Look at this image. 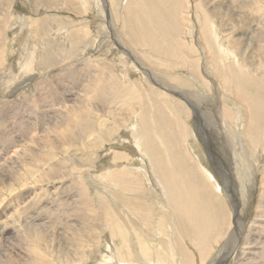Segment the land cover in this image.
<instances>
[{
    "label": "rangeland",
    "instance_id": "374dc122",
    "mask_svg": "<svg viewBox=\"0 0 264 264\" xmlns=\"http://www.w3.org/2000/svg\"><path fill=\"white\" fill-rule=\"evenodd\" d=\"M211 13L214 14L212 20L205 23L203 20L205 17L208 20V15L210 16ZM263 13L264 0H0V21L3 23V25L0 24V128L11 130V135L17 140V144L20 143L15 146L16 148L9 146L7 149L5 148L7 143L1 142L0 156L3 158L0 164L3 161L5 163L15 161L17 164L24 158H29V155L19 157L17 153H20L22 146L24 148L28 145L32 146L31 136L40 139L44 132L49 136H53V132H64L66 126L55 131L47 129L45 123L53 124L58 120H66L67 114H77L75 109L80 107L84 112H91L109 124L112 133V136H109L113 146H110L107 140L102 143L101 148L94 147L95 152H90L94 155L93 164L73 168L71 173L65 175L68 178L64 182L57 180L58 185L70 182V179L81 180L86 184L84 188L93 200L92 208L95 211L98 210L97 206H100L101 202L116 213V209L120 210L121 207L128 206L131 199L144 200V202L146 200L155 213L152 216L155 222L161 209L174 212V207L167 199L164 189L160 188L152 177L149 154L154 155V151L151 144L149 153L143 146V140L139 142L137 140L140 129L137 125L140 119L137 116L148 114V112L153 113L154 104L155 110L159 108L163 111L162 117L166 115L169 119L173 117L175 122L177 118L182 120L180 125L178 122L174 123V128L177 125L182 127V131L176 130V136L182 143L178 144L179 148L182 145L186 157L198 169V175L203 180L207 177L206 181L209 182L204 180L208 186L205 185L206 190L199 191L200 195L195 197L193 202L206 203L208 212H213L216 216V212L219 214L220 206H222L221 212L225 217L224 222L219 220L217 224L207 220L201 223L203 230L209 227L214 228L208 231L207 239L186 228L177 234V239H172L170 235H175L176 226L179 227L174 220L173 225L169 226V232L163 233L169 235L170 242L167 245L170 248H176L177 254L180 247L181 255L177 256L172 264H186V257L183 256L184 247L192 264H264V244H262L264 243V216L258 217L260 215L256 216L255 213V211L264 210V206L259 209L257 206L259 200L264 205V181L261 179L264 174V146L261 145L264 141V126L260 127L262 132L255 135L253 134L255 132L250 134L243 129L247 116V107L244 104L246 100H249L248 103L257 105L262 103L264 110ZM43 19L45 23L41 21ZM214 28V34L217 36L210 34ZM236 37L241 38V46L244 41V43L248 42L251 48L237 49L232 44ZM239 49L243 51L241 54ZM222 53L224 57H227L224 58ZM40 60L42 66H39ZM239 74L242 78H239ZM101 84L105 86V93ZM115 84L117 87L114 86ZM95 90H101L100 94L103 91L102 98L96 97L95 94L98 91ZM60 100L63 102L55 103ZM81 102L84 104H80ZM136 107H138L137 110ZM225 110L228 111L225 112ZM111 112L124 117L125 121L119 123H125V125H118L119 128H115L113 126L115 118L105 115ZM42 113L46 114L41 115ZM229 113L232 119L222 127L216 121L219 117L215 114ZM33 114H38L39 119H36ZM127 114L130 115L126 117ZM173 114L177 118L172 116ZM180 114H183V118L179 116ZM198 114L202 115L201 119ZM205 114H208L210 120L204 116ZM211 114L215 115L216 119ZM5 115L7 117L13 115V117L8 119ZM221 117L224 118L223 115ZM76 118L77 116L73 117L75 121ZM18 119L21 123L24 119V121H31L30 125L27 124L30 129L24 137L15 131L18 124H21ZM43 123L45 126H42ZM85 123L89 126L87 122ZM225 127L235 131L236 140L242 143L241 146L249 160L247 163L251 175L248 179L240 162L237 159H229L227 150L224 147L220 149L217 145V142L223 143L220 137L226 136ZM97 130L94 135L97 134ZM156 130L158 132L160 128L156 127ZM74 131L78 132L82 140L88 141L85 137L86 133L82 134L81 126L78 131ZM149 131L152 135L153 126ZM131 132L133 135L129 134L128 140L127 133ZM134 133L137 135L136 138ZM130 140L131 143L135 141L137 143L131 144ZM224 140L227 144L228 138ZM79 143L82 141L80 140ZM75 147L73 149L77 150ZM40 149L44 150V148ZM50 149L52 152V148ZM112 149L118 152L124 151L125 158L113 159V156L108 155ZM208 150L210 154L207 153ZM211 151L214 152L213 158L220 157L217 162L221 164V173L217 171L216 173L212 167L215 160L213 161L210 156ZM39 152L45 154V152ZM163 152H166L165 149ZM57 153L61 155L64 152ZM176 154L179 161L186 162L182 153L176 151ZM60 159L68 161L63 155ZM66 163L69 169L73 167L70 160ZM117 167L135 168V173L132 172L136 174V177L145 176L144 184L139 182L137 185L143 189V193L137 194L139 189L126 191L125 200H122L124 203L118 204L119 206L111 192H123L113 187L105 174V171ZM142 168L144 171H141ZM206 170L212 171L210 177L206 175ZM18 172L24 171L19 168ZM129 175L128 183L134 184L131 180L133 174ZM172 179L179 181L178 178ZM20 185L21 183H17L14 187L21 188ZM56 185L54 183L46 188L42 185L33 188L32 184L31 188L34 191L40 189L39 192H44ZM234 192L237 194L236 200ZM2 193L0 197L9 196L7 191ZM113 204L115 207H112ZM197 211L199 214H204L202 208H197ZM235 215H239V221L245 224L241 233H244L245 226L250 225L253 219H260L259 225L254 226L253 230V233H259L260 237L253 243L248 241L244 244L245 251L236 250L239 249L238 246L232 251L231 247L228 248L233 245L229 242L232 239L229 237L231 231L239 232L238 227H235L233 218ZM151 228L156 234L149 239L158 243L160 234L156 231L157 227ZM107 229L104 230L105 234L103 233L98 246L91 249V255L87 254V260H82L80 257L78 260L81 261H78V264H95L99 259H101L99 262L104 260L103 262L106 263L112 258L113 261H119L118 249L122 247V241L120 238H113L111 241L109 236L107 239ZM134 238L136 237L132 240L135 241ZM261 240L262 243L258 244ZM11 241L15 242L14 239ZM129 243L134 247L132 252L139 251L134 242ZM227 243L228 245H225ZM0 247L1 252L3 251L1 244ZM157 248H160L159 245ZM201 249H203L202 255H205L203 257L199 251ZM252 251L253 253L250 254ZM154 252L157 253V251ZM213 257L216 261H213ZM145 259L126 263L148 264L150 261L149 263L155 264H171V262L149 257Z\"/></svg>",
    "mask_w": 264,
    "mask_h": 264
},
{
    "label": "bare ground",
    "instance_id": "6f19581e",
    "mask_svg": "<svg viewBox=\"0 0 264 264\" xmlns=\"http://www.w3.org/2000/svg\"><path fill=\"white\" fill-rule=\"evenodd\" d=\"M103 5H104V2H103ZM213 15L211 13L210 16L208 15V20L205 17V19L203 21L205 23H206V21H211ZM44 19H46V18H44ZM44 19L41 21L44 22ZM0 24L3 25V23H1V21H0ZM223 29H225V28H223ZM203 30H204V28H203ZM207 30H209V29H207ZM211 31H210L211 32L210 34L215 35L214 34L215 28ZM205 32H207V31H205ZM202 34L204 35V32ZM207 34H208V32H207ZM215 36H217V35H215ZM207 37H209V36H207ZM233 38H235V37H233ZM208 40H210V38ZM215 42L219 43L217 41H215ZM242 43H243V46H241V38H237V37L234 41H232V44L237 49L238 48L243 49L244 47L251 48V46L248 42L244 43V41H242ZM218 46L219 45H217V47ZM49 49H50V46H49ZM240 49H239V53L241 54L243 51L241 52ZM207 50H209V49H207ZM44 51H45V48H44ZM223 51H225V50H223ZM225 52H227V51H225ZM44 53H46V51ZM44 53H42V54H44ZM208 55H210V54H208ZM222 55H223V53H222ZM223 57H224V55H223ZM226 57H224V58H226ZM229 58L230 57H228V59ZM32 60L34 61L33 58H32ZM210 60H211V58H210ZM189 61H190V59H189ZM191 61H193L192 58H191ZM39 63H40L39 66H42L41 60ZM22 65H24V64H22ZM32 65H33V63H32ZM229 66H230V68H232L231 65H229ZM225 70H226V68H225ZM32 72H33V70H32ZM242 73L243 72H241V74ZM223 76H224V74H223ZM243 76H245V75L243 74ZM239 78H242L241 75ZM100 83H103V82H100ZM108 86H106V88ZM114 86H116V84ZM258 86L260 87V85H258ZM101 87H103L102 84H101ZM101 87H99V89H101ZM104 87H103V90H104ZM116 90H118V89L116 88ZM95 91H98V90H95ZM100 91L101 90H99L95 94L97 98H99V97L102 98V96H103V95H101L103 91L101 92V94L99 93ZM113 92H115V91H113ZM104 93H105V90H104ZM113 94H110V95H113ZM106 100H107V98H106ZM129 101H131V100H129ZM57 102L61 103L63 101L62 100L55 101L56 104H57ZM151 102H153V100H151ZM248 102H249V100L248 101L246 100V102L244 103V104H246V107H247V116H246V123L243 126V129L246 130V132L250 133V134L255 132V133H253L255 135L259 132H262L260 127L264 126V110H263V107L261 106L262 103H259L260 105H257V104H252V103H248ZM80 104H84V102H81ZM153 107H154L153 113L148 112V114H145V113L142 114V111H140V114H142V116H139V114L137 116L140 119L139 124L137 123L138 127L140 128L138 130V134H137L138 139L137 140H138V142L143 140V146L147 148L149 153H150L149 145L151 144L153 151H154V155L151 153L149 154V163L152 167V169H151L152 177L154 180H156L155 183L160 188L162 187L164 189L166 196H167V199L171 203L172 207H174V212H172V210L167 211L166 209H161V212H160L161 214L160 213L158 214V218L154 222L153 221L154 217L152 218V216L155 213L149 207L147 201L146 200H145V202H144V200L137 201L134 199L129 200L128 206L126 205L125 207H121L120 210L116 209V213H114L110 209H108V207L102 202L100 203V206H97L98 210L95 211L92 208V206L94 205L93 200L91 199V197L88 195L87 191L84 188L86 184L83 183L81 180L77 181L74 179H70V182H67L63 185H60V184L58 185L59 181H57V180H61V182H64L66 180V178H68L65 175L67 173H69L73 168H77L79 166H82V167L85 166L86 167V166L93 164L94 155L90 152L94 151V149H93L94 147L101 148L102 143L106 142L107 140H108L107 142L110 144V146H113V143H111V141H112L111 137L109 136V135L112 136V133L110 132L109 124L106 121H104L102 118L100 119L99 117H96L95 114H91V112H87V111L84 112L79 107L78 109H75V112L77 114H67L66 118H65L66 120H64V119L61 121L58 120V122L56 121L57 123H53V124L45 123L47 126V129L55 130V131H57V129H62L61 127L66 126L64 129V132H61V133L53 132V136H49L48 133L43 131L44 134L41 135L40 139H36V137L33 135L31 136L32 146L28 145V146H25V148H24V146L21 145L22 146L21 151L19 154L17 153V155L19 157H22L23 155H29V158L26 157L21 162H18L17 164L15 161H12V162L10 161L9 163H5L3 161V163L0 164V193H2L3 191H7L8 195H9L8 197H6V196L0 197V244L2 245V248H3V251L0 252V264H74L76 262L78 264V261H81V260H78L80 257L82 260H87V254L89 253V255H91L90 254L91 249L93 247L98 246L97 244L100 243V239H101V237H103L102 235L104 233V230L107 228H108L107 229L108 235L106 236L107 239L109 236L111 241L113 238H120L122 241V247L120 249H118L119 250L118 260L119 261L118 262L113 261L114 259L112 258L111 261H108V262L106 261V263H104L105 262L104 260H103L104 262L103 261L99 262V261H101V259H99V261L95 262V264H124V263L128 264L129 263L128 261H140L142 259H145L146 257L164 260L165 262H171V264H172V262H174V259L177 256L180 257L181 252H180V247L178 249L179 254H177L175 252L176 248H173V247L170 248L167 245L170 242L169 241L170 237L174 240L177 239V237H176L177 234L179 232L181 233V231H184V229L186 228V229H188V231H193V232H195V234L197 233L199 236L207 239L208 234H209L208 231L213 230L214 228L212 229V227H209V228L203 230L201 227V223L203 221H206V220L211 221L214 224H217V222L219 220L223 221V222L225 221L224 214L221 212L223 210L222 206H220L221 210L219 209L220 210L219 214H218V212H216L217 213V216H216L215 213L210 212V211L208 212V207H207L206 203H199L198 204V203L193 202L195 197L200 195L199 191L206 190L205 185L208 186L206 183L208 181H206L207 177L204 178V180L206 181L205 182L203 180V178H201L198 175V172H197L198 169H196L193 162L186 157V152L182 148V145L179 148L178 144L181 143V141H179V138L176 136V134H177L176 130L182 131V127L179 126L180 121H182V120L178 119L173 114L172 116L176 117L177 118L176 122L179 123V125L175 126L176 128H174V123H176L174 121L175 119H173V117H172V119H169L167 117V115H166V117H162V114H164L163 111L159 108H157L155 110L154 104H153ZM137 108L138 107H136V110H137ZM227 111L225 110V112H227ZM112 112L110 114H105V115L115 118V122H114L113 126L115 128H119L118 125L119 126L125 125V123L120 124L121 122L125 121L124 117H120V114H112ZM182 113H183V111H182ZM7 114H8V112H7ZM43 114H46V113H42L41 115H43ZM33 115L35 116L36 119H39V118H37V117H39L38 114H33ZM129 115L130 114H127L125 116L128 117ZM131 115H133V114H131ZM211 115L215 119H216L215 115H217L219 117L218 120L219 119L220 120L219 121L216 120V121L219 124H221L222 127L226 126L227 121H231L230 119H232L230 116V113L229 114H215V115L211 114ZM221 115H223L225 119L222 118ZM76 116H77V118L75 121L73 119V117H76ZM116 116L118 118H116ZM179 116H181V118H183V114H180ZM198 116L200 117L202 115L198 114ZM204 116L208 117V119H209L208 114H205ZM6 117H4V118L6 119ZM11 117H13V115H10V117H7V118L10 119ZM84 117L86 120L84 119ZM59 118H61V117L59 116ZM200 119H201V117H200ZM24 120L22 121V123L19 120V122L21 124H18L17 130H15L16 133H18L20 136L23 135V137H24V135L27 134L28 130L30 129L27 127V124L30 125V122H31V121L28 122L27 120L26 121H24ZM185 120H187V119H185ZM66 121H67V125H65ZM79 122H80V124H79ZM85 122H87L89 124V126ZM148 122H149V125H148ZM209 122H211V121H209ZM215 124H216V122H215ZM43 125H44V123L42 124V126ZM57 126H58V128H57ZM79 126H81L82 134L86 133L85 137L88 139V141L87 140L85 141V139L82 140L81 137L78 135V132L76 133L74 131V130L78 131ZM152 126H153V134L152 135H154L153 136L154 138L152 137L151 132L149 131V130H152ZM229 126H230V124H229ZM156 127L160 128V130L158 132L156 130ZM1 129H3V128L2 127L0 128V135L4 134L5 136L0 137V144H1V142L7 143V147L5 146V148L8 149L9 146L15 147V146L20 144V143L17 144V142H16L17 140H15V138H13L14 136L11 135V133H12L11 130H8L6 128L3 130H1ZM96 129H98L97 134L94 135V132L96 131ZM92 130H93V133L91 134ZM225 130H226V133H225L226 136L220 137L222 139L223 143L219 144L217 142V145H219L220 149H223V147H224L227 150V152H228L227 155L229 156V159L230 158L231 159H237L240 162V165L242 166L243 171L245 173V177H246V179H248V178H250V175H251L249 172V164L247 163V162H249V160H247L246 155L244 153V150L241 146L242 143L240 144L238 142V139L236 140L237 133L235 131H233L230 127H225ZM148 132H149V135H148ZM74 133H76V134L74 135ZM129 134H130V136L133 135L132 132L127 133V136H128L127 139L128 140H129ZM134 135H135V133H134ZM137 135H135V138ZM224 138H228V140H226V141H228L227 144H225ZM259 138L261 139V137H259ZM262 139H263V137H262ZM80 140L82 141V143H79ZM131 140L129 141L130 143L132 142ZM253 140H255V139H253ZM257 141H258V139H257ZM205 142H206V140H205ZM134 143H137V142L135 141L131 144H134ZM33 144L36 146H39L40 148H44V150H42L40 148H35V146ZM261 145L264 146V141L262 142ZM64 147H66V148H64ZM73 147H75L77 150H74ZM23 148L26 151V153H25V151L23 152V150H22ZM50 148H52V152H51ZM163 149H165V151H166L165 153L163 152ZM210 150H208L207 153L210 154ZM39 151L45 152V154H42ZM58 151L64 152L61 155H63L68 161L70 160V162L73 165L72 168L69 169V166H67L66 162H68V161H63L60 159L61 155H60V153H57ZM176 151L182 153V157L186 161L185 163H183L177 159ZM108 155L113 156L114 157L113 159H115V160H118L119 157H120V159L125 158L124 151L118 152V151H114L113 149L110 151V153H108ZM213 155H214V152L211 151V155H210V156H212L211 158L214 157ZM2 158L3 157L0 156V160H2ZM219 159H220V157H218V156L212 159L213 161L215 160L212 163L213 164L212 167H213L215 172L217 171V172L221 173L222 172L221 164L217 162V160H219ZM20 160H21V158H20ZM68 165H69V163H68ZM66 166L68 168H66ZM18 167L22 168V170L24 172H18V169H19ZM135 170H136L135 168L117 167V168H114L112 170L105 171V174L108 177L110 184L113 187H116L117 189H119L120 191L123 192V193L114 192V191L111 192L112 195L114 197H116L117 205L118 204L121 205L122 203H124V201H122V200H125L124 199V193L126 191H129L130 189H134V191L136 189H139V192H137V194L143 193L142 192L143 189L141 187H137V185L139 184V182L144 184L143 180H144L145 176L142 175V178L136 177V174H134ZM132 171H134V173ZM141 171H144V168H142ZM130 173L133 174V176H132L133 179H131V180L134 181V184L128 183V181L130 179V175H129ZM211 173H212V171L206 170V175H208L209 177H210ZM173 177L175 179L178 178L179 181L172 179ZM212 177H213V175H212ZM74 178H76V177L74 176ZM29 179H31V180H29ZM261 179H262V181H264V174H263ZM27 180H29V181H27ZM230 182H232V181H230ZM230 182H228V183L231 184ZM17 183H21V185H20L21 188H15L14 187V185ZM54 183H56L57 185L51 189L48 188V190L44 191V192H41V191L39 192L40 189L38 191H34L31 188L32 184H33V188H38L37 186H39V185L40 186L42 185L44 188H46L47 186H50ZM247 183H248V181H247ZM248 185H249V183H248ZM229 187H230V185H229ZM234 194H235L234 198L236 200L237 194H236V192H234ZM217 197H218V195H217ZM6 198H8V199L6 200ZM204 198L206 200V195H204ZM113 203H116V202L113 201ZM166 205H167V203H166ZM257 206L259 209L260 207H262L264 205L262 204V202L260 203V200H259ZM112 207H115V205L113 204ZM167 207H169V206H167ZM95 208H96V206H95ZM197 208H202L204 210V214H199L197 211ZM168 209H171V208H168ZM255 213H256V216L260 215L258 217L264 216V210H259L258 212L255 211ZM114 215H116V216H114ZM256 216L253 215V217H256ZM233 218L235 220V227H238L239 232L235 233V230L231 231V234L229 237H232V239H230L229 242L232 243L233 245L228 246V248L231 247V251H232L233 248L235 249L238 246L239 249H236V250L245 251V247H243L244 244H247L248 241L253 243L254 240H258V237H260L259 233H256V232L253 233L254 226L259 225L258 221L260 219H257V218L253 219L250 222V225L248 224L245 226L246 228L244 230V233H241L242 228H244L243 226L245 224L243 222L239 221V215H235ZM174 220L179 225V227L176 226L177 229H175V235L173 234V235H170V237H169V235L163 234V233L169 232V226L173 225ZM179 220L184 222V223L182 224ZM176 222H175V225H176ZM153 226L157 227V229L156 228L155 229L157 232H159L158 234H160V235H158L159 236L158 243H156V241H151L149 239V238L153 237L154 234H156V233H154V230L151 228ZM182 226L184 228H182ZM229 226H230V223H229ZM146 228H148V230ZM150 229L152 231H150ZM240 233L242 236L240 235ZM133 237H136V238H134L135 241L132 240ZM11 239H14L15 242L11 241ZM130 241L135 243V246L139 248L138 249L139 251L132 252L134 247L131 246V244L129 243ZM255 243H257V242H255ZM261 243H262V240L260 242H258V244H261ZM108 244H111V243H108ZM262 244H264V243H262ZM157 245H159L160 248H157ZM225 245H228V243ZM250 246H251V244H250ZM255 248H257V247H255ZM184 249L185 250H183V256L186 257V264H192V261L188 255V253L186 252V250H187L186 247H184ZM154 251H157V253ZM199 251H200V254L202 257L205 256V255H202L203 249H201ZM206 252H207V250H206ZM235 252H237V251H235ZM247 252H250V251L247 250ZM252 253H253V251L250 254H252ZM254 253L256 254V251H254ZM260 253H262V252H260ZM258 254H259V252H258ZM115 255H116V253H115ZM156 256H158V258H156ZM260 256H261V258H263L261 254H260ZM106 257H107V255H106ZM239 257H242V256H239ZM245 257H247V256H245ZM109 258H106V259H109ZM145 260H147V259H145ZM213 261H216V258L213 257ZM126 262H128V263H126ZM149 262H148V264H155V263H149ZM158 264H160V263H158Z\"/></svg>",
    "mask_w": 264,
    "mask_h": 264
}]
</instances>
